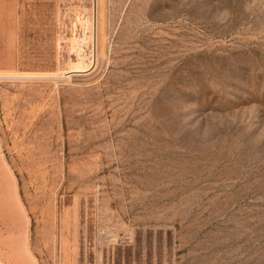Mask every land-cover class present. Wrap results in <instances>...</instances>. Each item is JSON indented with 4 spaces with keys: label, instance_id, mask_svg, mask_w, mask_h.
I'll list each match as a JSON object with an SVG mask.
<instances>
[{
    "label": "rangeland",
    "instance_id": "374dc122",
    "mask_svg": "<svg viewBox=\"0 0 264 264\" xmlns=\"http://www.w3.org/2000/svg\"><path fill=\"white\" fill-rule=\"evenodd\" d=\"M2 260L264 264V0H0Z\"/></svg>",
    "mask_w": 264,
    "mask_h": 264
},
{
    "label": "crops",
    "instance_id": "0c3cea01",
    "mask_svg": "<svg viewBox=\"0 0 264 264\" xmlns=\"http://www.w3.org/2000/svg\"><path fill=\"white\" fill-rule=\"evenodd\" d=\"M3 261V260H2ZM0 264H7L5 261H3V263L0 262Z\"/></svg>",
    "mask_w": 264,
    "mask_h": 264
},
{
    "label": "bare ground",
    "instance_id": "6f19581e",
    "mask_svg": "<svg viewBox=\"0 0 264 264\" xmlns=\"http://www.w3.org/2000/svg\"><path fill=\"white\" fill-rule=\"evenodd\" d=\"M78 64V63H77ZM75 65V64H74ZM78 66H80V64L78 65ZM4 186V185H3ZM7 186V185H6Z\"/></svg>",
    "mask_w": 264,
    "mask_h": 264
}]
</instances>
